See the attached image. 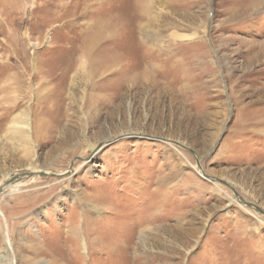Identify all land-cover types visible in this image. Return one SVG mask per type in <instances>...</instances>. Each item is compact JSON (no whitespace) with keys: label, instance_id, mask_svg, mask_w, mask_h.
<instances>
[{"label":"rangeland","instance_id":"374dc122","mask_svg":"<svg viewBox=\"0 0 264 264\" xmlns=\"http://www.w3.org/2000/svg\"><path fill=\"white\" fill-rule=\"evenodd\" d=\"M29 170L0 264H264V0H0V185Z\"/></svg>","mask_w":264,"mask_h":264},{"label":"bare ground","instance_id":"6f19581e","mask_svg":"<svg viewBox=\"0 0 264 264\" xmlns=\"http://www.w3.org/2000/svg\"><path fill=\"white\" fill-rule=\"evenodd\" d=\"M187 37V36H186ZM188 37H191V39L192 38H195V37H197V35H195V34H193V35H190V36H188ZM112 61V60H111ZM115 61H117L116 59H115ZM254 61V60H253ZM110 62V61H109ZM251 64H252V62H251ZM107 67H108V65H107V63L106 62H104L103 64H102V68L104 69V70H106L107 69ZM263 122V121H262ZM13 126L14 127H18V125L16 124V123H14L13 124ZM91 149H94L95 148V146L94 145H92L91 147H90ZM32 172H39V171H32ZM20 173H18V174H14L15 175V177L17 176V175H19ZM25 178H27V177H23L22 179H20V181H18L16 178H14V176H9L8 177V179L7 180H5L1 185H0V191H2V190H9L10 192H14V191H16V190H18L22 185H23V181H24V179ZM14 179H16V180H14ZM26 182V181H25ZM94 207V206H93ZM95 208V207H94ZM97 211H99L97 208H95ZM253 209H255V208H253ZM255 210H257V211H259L258 209H255ZM96 211V212H97ZM260 212V211H259ZM9 239H8V235H7V239H6V241H8ZM82 242V247H83V250H84V252L86 251V243H85V241L84 240H82L81 241Z\"/></svg>","mask_w":264,"mask_h":264},{"label":"water","instance_id":"95a60500","mask_svg":"<svg viewBox=\"0 0 264 264\" xmlns=\"http://www.w3.org/2000/svg\"><path fill=\"white\" fill-rule=\"evenodd\" d=\"M183 147V146H182ZM200 167V166H199ZM205 175V174H204ZM12 176H14V178H16L17 180H20V179H22L23 177H27V178H31V177H33V176H41V177H48V175L46 174V173H44V172H32V171H25V172H22V173H20L19 175H17L16 177H15V175H12ZM206 176V175H205ZM16 179H14V180H16ZM214 179V178H213ZM239 199H240V201H242L244 204H246L247 206H249V207H252V208H255V209H257V207L255 206V205H253V204H251V203H248V202H246L244 199H242L241 197H239Z\"/></svg>","mask_w":264,"mask_h":264}]
</instances>
